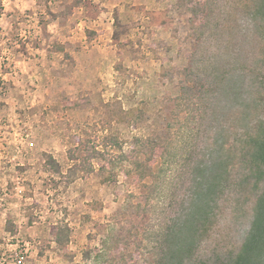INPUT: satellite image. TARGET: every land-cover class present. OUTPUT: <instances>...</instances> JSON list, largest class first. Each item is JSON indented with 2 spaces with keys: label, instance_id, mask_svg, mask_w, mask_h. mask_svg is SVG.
Masks as SVG:
<instances>
[{
  "label": "rangeland",
  "instance_id": "rangeland-1",
  "mask_svg": "<svg viewBox=\"0 0 264 264\" xmlns=\"http://www.w3.org/2000/svg\"><path fill=\"white\" fill-rule=\"evenodd\" d=\"M204 1L0 0V264L152 262L177 209L151 142L209 164L264 90L254 3Z\"/></svg>",
  "mask_w": 264,
  "mask_h": 264
},
{
  "label": "trees",
  "instance_id": "trees-1",
  "mask_svg": "<svg viewBox=\"0 0 264 264\" xmlns=\"http://www.w3.org/2000/svg\"><path fill=\"white\" fill-rule=\"evenodd\" d=\"M251 2L254 15L260 18L259 33L262 34L264 0ZM212 4L211 0L204 1L206 7ZM210 9L207 12L212 14ZM210 18L211 15L206 16L201 29L205 32L211 25L209 36L214 40L218 23L211 24ZM227 29L233 28L228 26ZM211 67L210 82L214 86L211 94H218L221 88L227 97L231 88L224 82L230 78L222 76L217 65ZM197 73L202 71L197 70ZM208 88L209 85L201 91L205 96ZM236 116L241 131L235 133L232 141L224 138L214 142L209 164L194 158L193 151L180 154L175 161L163 138L151 142L154 152L161 149L157 176L168 179L171 200L177 210L169 222L154 233L158 252H154L152 262L145 264H264V90L257 99L242 101ZM139 167L141 172L136 176L146 177L150 170H145L141 164ZM126 173L132 171L128 169ZM244 226L247 228L239 236L240 227ZM213 235L220 237L215 247L202 253V245ZM115 244L109 245L108 239L102 247L109 251ZM102 255L105 254L99 253L97 257Z\"/></svg>",
  "mask_w": 264,
  "mask_h": 264
},
{
  "label": "built area",
  "instance_id": "built-area-1",
  "mask_svg": "<svg viewBox=\"0 0 264 264\" xmlns=\"http://www.w3.org/2000/svg\"><path fill=\"white\" fill-rule=\"evenodd\" d=\"M19 263H20V261H19Z\"/></svg>",
  "mask_w": 264,
  "mask_h": 264
}]
</instances>
